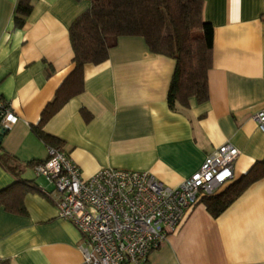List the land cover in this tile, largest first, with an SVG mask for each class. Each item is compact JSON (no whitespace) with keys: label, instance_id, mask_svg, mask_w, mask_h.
I'll use <instances>...</instances> for the list:
<instances>
[{"label":"crops","instance_id":"0c3cea01","mask_svg":"<svg viewBox=\"0 0 264 264\" xmlns=\"http://www.w3.org/2000/svg\"><path fill=\"white\" fill-rule=\"evenodd\" d=\"M17 0H0V98L17 121L1 149L24 166L22 212L0 207V264H85L80 233L57 217L50 186L31 163L47 158L32 132L73 69L68 30L88 0H31L14 28ZM213 27L208 100L170 110L166 96L174 60L152 54L142 37H119L108 58L85 65L83 91L43 126L88 178L100 168L148 171L168 187L195 173L229 143L238 150L233 178L217 194L264 163V134L254 115L264 109V0H204ZM260 166V165H259ZM15 179L0 165V190ZM146 264H264V175L217 217L203 202L151 251Z\"/></svg>","mask_w":264,"mask_h":264},{"label":"built area","instance_id":"2783aa9c","mask_svg":"<svg viewBox=\"0 0 264 264\" xmlns=\"http://www.w3.org/2000/svg\"><path fill=\"white\" fill-rule=\"evenodd\" d=\"M254 120L264 134V109ZM16 121L9 103L0 98V133ZM237 155L229 143L219 146L177 187L164 185L148 171L113 167L83 178L57 147H47V158L34 174L50 186L43 192L52 198L57 217L80 233L85 264H146L189 209L231 181Z\"/></svg>","mask_w":264,"mask_h":264},{"label":"trees","instance_id":"16d2710c","mask_svg":"<svg viewBox=\"0 0 264 264\" xmlns=\"http://www.w3.org/2000/svg\"><path fill=\"white\" fill-rule=\"evenodd\" d=\"M89 7L71 23L68 34L73 69L62 82L51 102L42 111L32 132L47 147L61 148V142L43 131L44 124L71 98L83 91L85 65H98L119 37H142L152 54L175 62L166 101L170 110L186 109L189 101L208 100L207 73L212 63L213 27L203 17L204 0H88ZM31 9V0H17L14 28H21ZM8 130H4V135ZM45 161V160H44ZM31 163L34 168L44 162ZM30 164V163H27ZM16 157L3 152L0 165L14 177L9 187L0 190V207L22 212L24 188L33 189L22 178L24 166ZM238 181L220 193L201 200L212 217L221 214L253 181L264 175V163H258ZM260 165V166H259ZM43 192V189H40Z\"/></svg>","mask_w":264,"mask_h":264},{"label":"water","instance_id":"95a60500","mask_svg":"<svg viewBox=\"0 0 264 264\" xmlns=\"http://www.w3.org/2000/svg\"><path fill=\"white\" fill-rule=\"evenodd\" d=\"M3 136H4V130H2L0 133V142L2 141Z\"/></svg>","mask_w":264,"mask_h":264}]
</instances>
